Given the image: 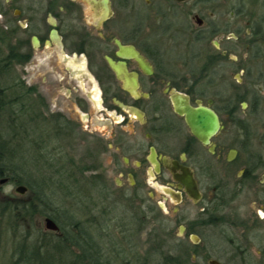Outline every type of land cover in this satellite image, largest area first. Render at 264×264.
<instances>
[{
  "label": "flooded vegetation",
  "instance_id": "flooded-vegetation-1",
  "mask_svg": "<svg viewBox=\"0 0 264 264\" xmlns=\"http://www.w3.org/2000/svg\"><path fill=\"white\" fill-rule=\"evenodd\" d=\"M258 1L0 0V93H11L14 125L20 108L30 111V150L51 173L91 176L101 199L97 215L88 206L73 224L46 215L59 227L50 236L80 237L92 222L94 255L113 264L111 208L126 202L140 226L120 233L152 226L140 264L155 263L152 255L162 264L164 254L178 264H264ZM187 109L213 111L219 128L200 138ZM0 183L21 194L2 199L34 198L3 169Z\"/></svg>",
  "mask_w": 264,
  "mask_h": 264
},
{
  "label": "trees",
  "instance_id": "trees-1",
  "mask_svg": "<svg viewBox=\"0 0 264 264\" xmlns=\"http://www.w3.org/2000/svg\"><path fill=\"white\" fill-rule=\"evenodd\" d=\"M3 81L6 84V86H4V89L6 90L9 82L6 78ZM7 92H4L3 95L0 93V115L7 118V125L5 124V121L4 124L6 125V128L10 130V137L5 136L2 128L3 125L0 128V169L6 171L9 174L11 181L14 183L26 184L34 193V198L28 202L21 201L19 204L14 203L11 199H0V240L4 229L1 223L3 221H6L4 226L7 229L5 230H10L13 235L17 234L16 229L22 224L20 220L32 219L33 215L39 213L52 216L63 226L65 223H75L76 215L73 216V214H67L68 209H64L62 206L56 204L57 200L55 199L62 195L70 198H76L78 195V198L86 200L87 192L90 191L89 188L94 186L93 178L88 176L78 178L77 176L52 172L49 177H46V179L43 178L39 181L37 179H31L30 175H24L25 173H31L26 172L21 166L14 163L15 156H20V147L23 146V142L18 140V144L15 143L17 141L19 127L14 125L12 119V96L10 92ZM9 116H11V122L8 120ZM57 169L59 171L57 170L56 172L61 171L59 166ZM64 179L70 181V184H66ZM55 183L57 185H54ZM64 217L66 220H64ZM91 223L92 222H90V224ZM21 238V242L16 246L18 250L15 249L19 254L18 258L12 260L11 264H21L22 261H24L25 264H85L86 262L87 264H102L99 261L101 257L99 258L94 255L92 241L78 237L77 232L75 231L71 233V237L67 236L66 239H51L43 233L41 237L42 239L34 243L33 246H28L26 244V234H23ZM78 239L84 244L82 249L83 253L74 254L75 259L73 261L64 260L66 254L71 252L70 245L79 246L76 241ZM175 260H177L176 257L164 254L162 264H178L177 262H174Z\"/></svg>",
  "mask_w": 264,
  "mask_h": 264
},
{
  "label": "rangeland",
  "instance_id": "rangeland-1",
  "mask_svg": "<svg viewBox=\"0 0 264 264\" xmlns=\"http://www.w3.org/2000/svg\"><path fill=\"white\" fill-rule=\"evenodd\" d=\"M247 1V0H245ZM234 2L236 3V0H231V3ZM249 6H251L252 3L247 2ZM263 4H264V0H259L257 2V14L254 17V20L256 19V23H258L261 26V29L263 31L262 35L264 37V8H263ZM250 19V18H245V23L246 21ZM251 40V37L248 35L244 36V42L243 44H248V42ZM251 44V43H249ZM261 44H264V38L261 40ZM255 66V65H254ZM256 67V66H255ZM254 67V68H255ZM257 68V67H256ZM253 76L251 75V77L248 79V86L249 88H252V83L254 81H257V72L254 69L253 72ZM255 88H259V85H255ZM25 109L20 108V113H19V140L23 142V146L20 147V156L17 157L15 156V164L21 166V168H23L24 170H26V172H29L31 174H24V175H30L31 179H37V180H41L43 178L46 179V177H49L51 174V171L49 169H47L46 166V161L43 160V155L41 158H38V156L35 155V153H33L32 151L35 152V150L32 149V151L30 150V144L28 143L29 141V129H28V120H29V115L31 114L30 111H28L27 109L24 111ZM7 118L3 117L2 121L6 122ZM11 122V116H9V119ZM4 122V123H5ZM3 123V132L5 134V136L10 137L9 136V131L6 128L7 122L4 124ZM25 130V131H24ZM11 135V133H10ZM91 136V135H90ZM44 148V145L42 147V150ZM86 153V152H84ZM83 156V155H82ZM85 162L87 163H91V161L86 160ZM91 177V176H88ZM80 178V177H78ZM66 184H70L67 179H64ZM1 184V183H0ZM53 185V184H52ZM54 185H57L56 183ZM16 186L15 184H7L4 185L1 190H0V199L2 198H7L9 196H21V194L16 192ZM90 191L87 192V198L86 200H82L80 198H78L79 196L77 195L76 198H70L68 196H58L55 200L56 204L62 206L64 209H68L67 214H73L76 215V219L80 218L82 215H87L89 214L88 212H86L85 210L88 208H91V214L92 215H97L98 211L94 210V208L96 209V207L94 206V204H97L98 202L101 201V199L98 198L97 192H95L93 187L89 188ZM156 195L158 196V199L161 198V196L165 197V194H163L161 191H158L156 193ZM164 198V199H165ZM79 201H86L85 203H79ZM105 204H108V202H106ZM129 205L131 204H127L126 202H123L122 204H116L115 207L111 208L112 209V214L114 217H116V220H114L111 223V228L113 229V234L112 237L113 239L116 241L117 246H118V251L119 253H117L116 255H114V259H113V264H140L141 260H143L144 255L147 254L146 250H148V253H150V244L147 243L148 240V233L150 228L152 227L151 225L147 228L144 229L142 231H140L138 234L134 233L131 234L130 236L125 237V235L121 232L122 226L124 227V223H128V224H132V226L136 229V227L138 228L139 222L138 219L134 217L133 213H135L136 209L130 207ZM83 206H85L83 208ZM90 206V207H88ZM98 206V205H96ZM175 204L173 202H171L169 200V203H167V207H166V211L168 212V214H171L173 208H174ZM88 207V208H87ZM64 211V210H63ZM66 214V213H65ZM45 216L46 214L43 213H39V214H35L33 215L32 219H22L20 220L22 224H20V226L16 229L17 234L13 235L11 234L10 230H5L7 228H5V222L3 221L1 222L3 225V234L0 240V264H11L12 260L17 259L18 258V251L16 252L15 249H17V245L21 242V236L23 234L27 235V241L26 244L28 246H33L34 243L38 242V240L40 241L42 238V234L43 233H47V237H50L51 239H58V235H52L49 233L50 230L49 228L46 226V222H45ZM85 217L87 216H83L82 219H85ZM75 218V217H74ZM134 219V220H133ZM64 220L65 217H64ZM156 223V222H155ZM155 225V224H154ZM86 226H88L89 228L94 230V233L97 234V230L96 228L94 229L89 223L86 224ZM116 227V228H115ZM93 238H96L95 235H93ZM130 240V242H132L135 248L134 249H129L127 248V241ZM127 242V243H126ZM18 250V249H17ZM70 250L72 252H68L66 254V257L64 260H69V261H73L75 259L74 254L79 253L78 250H80V247L78 246H74V245H70ZM106 250H108L107 246H106ZM115 252H117V250H115ZM152 260H155V263L153 261L152 264H156L158 263L159 259H157L156 255H152L151 256ZM59 263V262H58ZM21 264H25L24 261L21 262ZM27 264V263H26ZM87 264V262L85 263Z\"/></svg>",
  "mask_w": 264,
  "mask_h": 264
},
{
  "label": "water",
  "instance_id": "water-1",
  "mask_svg": "<svg viewBox=\"0 0 264 264\" xmlns=\"http://www.w3.org/2000/svg\"><path fill=\"white\" fill-rule=\"evenodd\" d=\"M185 113L187 115L188 122L191 124L193 130L200 138H206L207 136L216 132L219 128L217 115L211 110L187 109ZM26 189L27 187L24 185H20L17 188L19 192H24ZM45 222L49 229H59L56 221L53 218L47 217L45 218Z\"/></svg>",
  "mask_w": 264,
  "mask_h": 264
},
{
  "label": "bare ground",
  "instance_id": "bare-ground-1",
  "mask_svg": "<svg viewBox=\"0 0 264 264\" xmlns=\"http://www.w3.org/2000/svg\"><path fill=\"white\" fill-rule=\"evenodd\" d=\"M79 230H80L79 234H80V237L82 239H84V240L88 239V240L93 242V239H94L93 235H96V233H94L93 229L89 228L86 225H81Z\"/></svg>",
  "mask_w": 264,
  "mask_h": 264
}]
</instances>
